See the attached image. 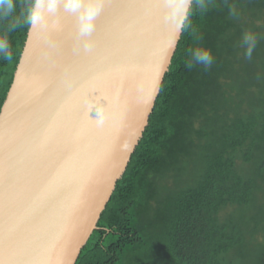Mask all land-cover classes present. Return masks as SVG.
<instances>
[{
  "label": "trees",
  "instance_id": "trees-1",
  "mask_svg": "<svg viewBox=\"0 0 264 264\" xmlns=\"http://www.w3.org/2000/svg\"><path fill=\"white\" fill-rule=\"evenodd\" d=\"M27 3L0 19L12 57L0 54V110ZM200 49L210 66L195 61ZM75 264H264V0H193L148 124Z\"/></svg>",
  "mask_w": 264,
  "mask_h": 264
},
{
  "label": "water",
  "instance_id": "water-1",
  "mask_svg": "<svg viewBox=\"0 0 264 264\" xmlns=\"http://www.w3.org/2000/svg\"><path fill=\"white\" fill-rule=\"evenodd\" d=\"M109 1L106 0L102 11L108 8ZM159 1L160 6L151 5L149 16L136 2L133 8L135 12L130 6H126L127 8L120 6L119 9L123 13L127 11L132 22L131 27L125 30L129 36L126 39H133L128 44L125 40L121 42V45L115 42V46L107 47L104 51V55H110V57L132 55V51L137 53V49L132 48V43L138 42L141 45L148 42L149 46L150 42L152 51L149 55L152 52L156 55L158 53L156 61H148L144 58L135 68L128 61L129 58L121 57L123 59L120 63V71L108 73L107 76L104 73L103 77L97 65L92 64L87 71L80 66L79 60H75L77 53L75 50L72 51L70 43L61 44L53 34L45 36L42 32L45 28L44 19L31 30V33L28 30L12 84L0 110V140L1 135H6L11 130L25 137V155H22V158L25 157V163L28 164L25 168V173L28 175L25 183L18 182L19 178L15 175L17 172L13 166L16 160L9 165L6 156V161L0 167L1 264H75L81 249L92 232L96 230L101 213L148 124L161 82L179 41L175 38L174 24L165 20L167 9L164 0H153V3ZM59 8V12L64 16L66 9L62 3ZM147 18L150 22L147 21V24H144L145 29L141 23ZM118 20L115 18L114 22ZM122 21H126L124 17ZM137 31L140 33L136 34ZM181 33L182 31L180 35ZM66 35H70L69 32H66ZM31 39H33L30 47L32 54L25 63V52ZM40 41L41 50L39 51H43L45 55L49 50L46 55H51L56 62L46 56L43 60L32 64L34 55L40 53L36 51L35 45ZM160 47H164V50H160ZM89 49L85 52L93 53V55L100 54L96 44ZM78 55L80 58L83 50H80ZM41 61L43 62L38 68L39 71L36 72L31 65H39ZM47 61L50 63L43 64ZM73 67L77 69V72H86V74L80 79L75 78ZM47 68L50 70H46ZM30 69L35 72L26 77ZM105 69L109 68H102V70ZM89 73L94 76L93 86L100 89L99 92L95 91L96 94H91L94 90H84L89 82ZM125 73L131 75L127 85L121 88L122 90L116 89L117 91L111 94V90L117 87L116 82H120L118 78ZM101 80L103 87H101ZM109 80L114 81V87L111 88L108 85ZM36 82L40 83L39 87ZM31 83L34 84L30 91ZM134 84L135 87H133ZM73 90L75 91L72 92ZM126 90H129L132 97L122 93ZM117 92H119L118 95ZM114 95L116 97L113 98ZM49 96L50 100L43 99ZM100 98L106 99L104 101L106 105L103 106L100 103ZM89 100L94 101L90 104ZM97 102L103 108L108 106L110 112H108L109 115L107 114L108 118H105L106 121L101 123L95 120L96 124L92 127L90 122L86 121L88 118L83 119L84 114L80 112L89 105L93 108V104ZM54 105L60 108L49 112L48 110ZM25 110L26 113L34 110V116L43 114L45 120L55 114V123H58V118L63 115L66 118L64 124H57L58 140L53 142L47 135L44 128L49 127L48 124L44 123L41 128H38L33 119L30 124L23 127ZM123 111L130 112L132 121L125 122ZM64 125L66 126L63 127ZM77 125L78 129L73 128ZM71 129L73 133L78 130L75 140L72 138ZM80 141H84L81 146L84 150L79 146ZM113 142L114 146L110 145L111 149H104L106 151L98 152L99 156L95 155L98 147L104 143ZM6 147L4 143L3 149ZM33 151L38 153H35L36 161L30 155ZM19 155L20 153L17 157ZM76 159L78 164L76 161L71 162L72 168H69L68 160ZM103 160L110 161V165L105 169L102 168L105 165V162L102 163ZM29 168L31 172L28 171ZM33 179L35 181L28 185V182ZM14 183L17 184L13 185ZM22 184H25V187ZM9 185L14 186L18 194L25 193L27 205L25 208L29 211H24L22 206L18 207L14 203L16 195H13V198L12 196L3 198L4 195L9 194L7 189ZM75 199H78L76 201H80L82 206L74 205Z\"/></svg>",
  "mask_w": 264,
  "mask_h": 264
},
{
  "label": "bare ground",
  "instance_id": "bare-ground-1",
  "mask_svg": "<svg viewBox=\"0 0 264 264\" xmlns=\"http://www.w3.org/2000/svg\"><path fill=\"white\" fill-rule=\"evenodd\" d=\"M135 2H136V4H139V6L146 12L145 14H147L148 16H149V13L151 12V8H150L151 5L160 6L159 5L160 1L153 3V0H110L108 5H107L108 8H106L104 11L100 12V14L97 16V18L95 20L94 28L90 33H81V31L79 29L78 17L75 13L68 11V10H64L65 15L63 16L62 13L59 12L60 8H58L59 10L57 9L55 12L45 14V17H44V20H45L44 21V27L45 28H44V30H42V32L45 33L44 34L45 36H48V34L49 35L50 34L56 35V37L58 38V41L61 44H63V43L69 44L70 43L69 46L71 47L72 51L75 50V52L77 53V55H75V57L77 59H75V60H79L78 62L80 64V66L86 71H87V69H89V67L92 64L97 65V67L100 69L101 75L103 77L105 71H107V69L102 70L103 67H105V68H117V67H119L120 68L121 67L120 63L122 62L123 58H125V59L129 58L130 60H128V61H130L133 64V66L136 68L137 65H140V63L143 61L144 58H146L148 61H152V60L156 61V59H157L156 56L158 55V53L156 55L154 52H152L151 55H149V52L152 51L150 42H149V46H148V42L141 44V45H139L138 42L132 43V48L137 49L136 54L132 51L131 52L132 55H120V56L114 55L113 57H110V55H104L105 54L104 51L107 47H110L112 45L115 46L116 43L121 45V42L123 40H125L126 44H128L130 41H132L133 38L126 39V38H129V36H128V33L125 32L126 28L131 27L130 24L132 22L130 21V18L127 15V11L125 13H123L122 10L119 9V7L120 6H125V7L130 6L133 9ZM147 6H149L148 9H147ZM149 9H150V11H149ZM133 12H135L134 9H133ZM122 17H124V20H126L125 22L122 21ZM115 18H117L119 20L114 22ZM147 21L149 23L150 19L147 18L144 20V22L142 21V23H141L142 27H145L144 24H147ZM52 27H53V30H51ZM145 29H146V27H145ZM66 32H69L70 35H66ZM139 33H140V31L136 32V34H139ZM131 36H133V34ZM142 38H144V36H142ZM32 43H33V39L30 40V43L28 44V48L26 49L25 63L27 62L28 58H30V56L32 54V51L30 49V47L32 46ZM95 44L99 48V53H100L99 55H95V54L93 55V53L88 54V52H85L87 50H90L89 48H92L93 45H95ZM35 45L37 46L36 51L40 52V53L36 52L38 55H34V58L32 61L34 63H32V64H35L36 62L43 60L46 56H48L50 59H52L51 55L50 56L46 55L49 50L46 52L45 55H43V53H44L43 51H39V50H41V47H40L41 41L39 44L36 43ZM80 50H83V55H80V58H79L78 53ZM160 50H164V47H160ZM121 57H123V58H121ZM52 60L54 62H56L55 58ZM42 62L43 61H41L39 63V65H34V66L31 65V66L34 67V70L36 72H38L39 71L38 68L42 64ZM75 62H77V61H75ZM48 63H50V61H47L43 64L47 65ZM34 70L30 69L28 71L26 77L33 74L35 72ZM46 70H50V68H47ZM72 71H73L74 77L77 79L82 78L86 74V72H77V69L75 67L72 68ZM107 75H108V73L106 74V76ZM130 77H131L130 73H125V74L120 75V77L118 78V80H120V82H116L117 87H115V89L113 88V90H111V94L116 92L117 91L116 89H121V88L125 87L129 81ZM88 81H89L88 85L85 86L84 90H86V89L87 90L88 89L93 90V88L90 87V85H94V76H92L91 73H89V80ZM107 82L110 83L108 85H110L111 88L114 87V84H113L114 81L113 80H109ZM138 82L139 81L137 80V83ZM33 84L34 83L30 84V91L32 90ZM36 84L39 87L40 83L36 82ZM133 87H135V84L133 85ZM93 93L96 94L95 91H92L91 94H93ZM122 93L127 94L130 97H132V94L129 92V90L122 91ZM118 94H119V92H117V95ZM102 96H104V95H102ZM114 97H116V96L114 95L113 98ZM43 99L50 100L51 97L50 96L46 97V98L44 97ZM131 100H133V99H131ZM93 101L89 100L90 104H92ZM104 101H106V99L100 98V103L103 104V106L106 105L104 103ZM58 108H60L58 105H54L48 111L49 112L51 110L56 111V109H58ZM129 109H131V108H129ZM129 111H123L125 122L126 121H128V122L132 121L131 120L132 115L130 114ZM108 112H110V108H108V106H105L104 112H103V121H106L105 118H108L107 117L109 115ZM34 113H35L34 110H32V111L29 110L27 113L25 110V115L23 116L22 126L26 127L28 124L31 123V120H33V119L36 121L37 124L35 122H34V124L38 128H41L44 125V123L48 124L49 127H45L44 130H46V133L49 136V138H51L53 142H56L58 140V136L56 135L58 132V129H57L58 125L57 124L58 123L64 124L66 118L62 115L60 118H58V123H55V121H56L55 117H54L55 114L51 117H47V119L45 120V117L43 116V114H35V116H34ZM76 113H77V111H76ZM80 113L84 114L83 119L88 118V119H86V121L90 122L92 127L95 126V124H96V123H94V121L99 120L97 112L95 110H93V108H91L90 105L87 108H85L84 110H82ZM16 121H18V119ZM35 126L33 125L34 129H35ZM65 126L66 125H64L63 127H65ZM53 129H54V131H53ZM50 130H52V131H50ZM4 143H6L7 147L3 149ZM0 144H1V146H0V167H1V164L4 163V161H6V159H5L6 156L8 157L9 165H12L16 160V163H14L15 167L13 166V169L16 170V172H17L15 175L18 176V178H19L18 182L25 183V179L26 178L28 179V175L25 173V171H26L25 168H27L26 165H28V164L25 163V157H24V159L22 158V155H25V137H23L21 134L15 132L14 130H11L10 132H7L6 135H1ZM83 144H84V141H80L79 146L81 147ZM121 144H123V143H121ZM104 145H101L100 147L97 148V151H95V155L97 154L99 156L100 153H98V152L106 151L104 149H107V150L111 149L110 145L114 146V142L110 143V144L104 143ZM81 148H82V150H84V147H81ZM18 153H20L19 157H17ZM35 153L38 154L35 151H33V153H30V155L33 156V158H34V161L37 160V158L35 157ZM74 161H76L78 164L77 159L76 160H68V163L70 164L69 168H72L71 162H74ZM103 162H105V165L102 166L103 169L107 168L110 165V161H104L103 160L102 163ZM28 171L31 172V169L29 168ZM34 181H35V179H33L32 181H29L28 185H29V183H32ZM73 181L75 182V180H73ZM13 182H14V180H13ZM15 184H17V183H14L13 185H15ZM22 185L25 187V184H22ZM7 189H8L9 194L4 195L3 198L6 199L7 196H9L8 198H10L11 196L13 198V195H16V198H15L16 201L14 203H16L18 205V207L22 206L24 211H26V212L29 211V209L25 208L27 206L25 203V193L18 194L16 192V188L12 185H9V187H7ZM76 200H78V199H75L74 203H73V201H72V203L74 205L82 206V203L80 201H76ZM15 209H17V208H15ZM28 261H29V259H28Z\"/></svg>",
  "mask_w": 264,
  "mask_h": 264
},
{
  "label": "clouds",
  "instance_id": "clouds-1",
  "mask_svg": "<svg viewBox=\"0 0 264 264\" xmlns=\"http://www.w3.org/2000/svg\"><path fill=\"white\" fill-rule=\"evenodd\" d=\"M106 0H30L25 9L21 11L23 23L29 27V33L40 24L46 13L55 12L62 3L64 8L75 13L78 17L79 29L81 33H90L95 24V20L103 10ZM193 0H164L167 12L166 21H171L175 26V38L179 39L180 32L185 28L186 21L189 18V10ZM201 7H204V0H199ZM16 6V0H0V19L7 16ZM21 26V20H17L11 25L12 28ZM243 39L249 42V47L245 53L247 58H251L252 49L255 47V37L250 33H245ZM0 54H3L5 61L12 59L10 46L5 36H0ZM194 59L198 63H202L205 67L211 65L213 57L206 49L196 50ZM191 67V65H188ZM94 110L97 112L99 122H103L104 108L98 102L93 104Z\"/></svg>",
  "mask_w": 264,
  "mask_h": 264
},
{
  "label": "snow or ice",
  "instance_id": "snow-or-ice-1",
  "mask_svg": "<svg viewBox=\"0 0 264 264\" xmlns=\"http://www.w3.org/2000/svg\"><path fill=\"white\" fill-rule=\"evenodd\" d=\"M118 71H120V68L119 67H117V68H109L107 71H105V73L107 74V73H111V72H118ZM90 87H92L93 88V90L94 91H100V89H98V88H96L95 86H93V85H90ZM101 87H103V81L101 80ZM76 90V89H75ZM75 90H73L72 92H74ZM72 92H70V94L72 93ZM69 94V95H70ZM85 104H86V102H85ZM73 128H77L78 129V125L76 126V127H73ZM72 128V129H73ZM72 129H71V135H72V138L75 140V137L78 135V130L77 131H75L74 133L72 132Z\"/></svg>",
  "mask_w": 264,
  "mask_h": 264
}]
</instances>
